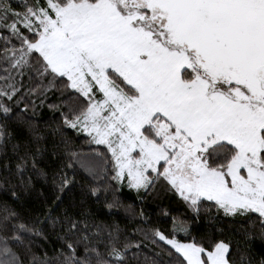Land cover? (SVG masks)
Returning <instances> with one entry per match:
<instances>
[{
	"label": "snow or ice",
	"instance_id": "snow-or-ice-1",
	"mask_svg": "<svg viewBox=\"0 0 264 264\" xmlns=\"http://www.w3.org/2000/svg\"><path fill=\"white\" fill-rule=\"evenodd\" d=\"M0 28L10 45L0 47V98L31 97L35 107L60 83L61 95L73 93L64 125L106 148L118 187L143 198L164 186L197 213L207 201L225 216L255 217L249 225L258 222L264 235V0H24L18 8L0 0ZM10 111L0 100V112ZM13 139L0 124L3 167L27 188L26 171L47 175L39 167L47 149L35 129ZM103 155L72 151L67 167L75 162L98 179ZM73 183L53 174L60 192ZM39 219L29 226L0 206V264H141L140 242L121 239L118 224L96 220L83 203L57 212L54 201L44 213L62 241L52 255L34 251L33 236L48 238ZM173 224L170 234L138 231L170 246L172 264H238L231 241H181L189 230ZM239 264L257 262L241 252Z\"/></svg>",
	"mask_w": 264,
	"mask_h": 264
},
{
	"label": "trees",
	"instance_id": "trees-1",
	"mask_svg": "<svg viewBox=\"0 0 264 264\" xmlns=\"http://www.w3.org/2000/svg\"><path fill=\"white\" fill-rule=\"evenodd\" d=\"M13 7H19L24 0H9ZM0 35H8V32L0 28ZM13 44L17 43L14 39ZM3 40H0V47H6ZM3 73H0L2 75ZM73 93L68 92L61 95V84L57 83L55 89L50 90L45 102L41 105L39 100L33 107L31 97H25L23 103L17 104L15 101H9L6 97L0 98L11 111L8 114L0 112V124L5 125L6 130L13 134V142L19 143L23 139L31 136V129H35L40 135L41 144L47 149L39 158V167L44 168L47 175L39 176L32 172L24 173L25 179L32 177L31 184L25 188L19 185V179L10 175L3 167L4 157L0 155V206L5 202L19 213L22 222L31 226L33 221L39 217L37 227H41L48 237L33 236L34 251L43 254L47 251L49 255L53 254L54 248H59L62 241L58 238L59 229L54 232L49 223H44V213L48 211L53 202H56V211L68 204L83 203L94 215L95 219L104 222H115L121 230V239L127 237L132 241H139V260L141 264L145 257L155 260L157 264H172L174 257H169L170 246L157 240L153 243L151 239H145L144 235L138 229L150 232L152 229L159 228L166 234H170L175 226L177 228L186 226L189 230L186 236L184 232L177 234V239L183 241L197 239H222L231 241L234 258L239 264L241 252L251 256L258 264V261L264 256V235L258 222L249 225V219L241 217L225 216L218 212L213 204L205 201L200 205L199 212L190 209L186 203L176 194L165 190L160 186L155 192L142 194L143 198L137 195L126 184L118 187L111 177L112 165L108 158L104 146L84 145L86 137L75 134L72 129L65 126L61 111H67L65 101H69ZM41 99H44L43 97ZM27 104V110L24 105ZM59 104L61 108L52 109L49 105ZM31 126V128H30ZM23 132V136H21ZM67 141V145L64 143ZM55 145L56 155L51 154ZM10 148V146H9ZM72 151L81 154H92L94 151L103 153L102 167L105 168V174H101L98 179L88 176L87 173L75 162L69 169V156ZM9 154H11L9 152ZM15 162H11V168L14 172ZM62 170L69 178L74 179V183L60 192L53 184V174ZM108 186L109 190L105 191ZM91 187L100 189L99 196L91 195ZM15 191L17 198L13 199L11 193ZM62 197V200L56 201V197ZM112 204L109 208L107 205ZM141 211L143 216L140 215ZM56 213L54 212L53 215ZM248 228L252 233L250 239L245 238L241 228ZM103 251V245H100ZM82 252L83 249L81 248ZM135 251V249H133Z\"/></svg>",
	"mask_w": 264,
	"mask_h": 264
},
{
	"label": "rangeland",
	"instance_id": "rangeland-1",
	"mask_svg": "<svg viewBox=\"0 0 264 264\" xmlns=\"http://www.w3.org/2000/svg\"><path fill=\"white\" fill-rule=\"evenodd\" d=\"M69 128L72 129L71 127H69ZM72 130L74 131L75 134L83 135V136L86 137V141H85V143H84V145H86V147L96 145L95 143H89V141L91 140V138H90L86 133H77L74 129H72ZM97 160H98L99 164L102 165V158L97 157ZM78 165H79V164H78ZM111 165H112V162H111ZM82 169H83V168H82ZM83 170H84V169H83ZM84 171H85V170H84ZM85 172H86V171H85ZM86 173H87L88 176H90L88 172H86ZM134 191H135V190H134ZM135 192H136V191H135Z\"/></svg>",
	"mask_w": 264,
	"mask_h": 264
}]
</instances>
